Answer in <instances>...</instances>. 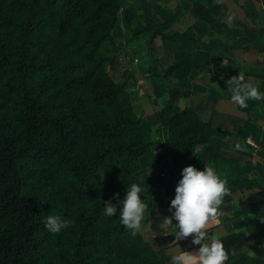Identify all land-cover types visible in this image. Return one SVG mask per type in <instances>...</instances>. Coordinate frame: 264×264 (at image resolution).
<instances>
[{"label": "trees", "instance_id": "16d2710c", "mask_svg": "<svg viewBox=\"0 0 264 264\" xmlns=\"http://www.w3.org/2000/svg\"><path fill=\"white\" fill-rule=\"evenodd\" d=\"M121 3L0 0V264H171L160 260L141 233L132 237L118 216L103 214L105 201L118 205L130 185L138 184L139 160L157 146L143 139L126 70L116 57L97 60L103 44L114 43ZM191 13L220 29L200 5ZM175 19L143 27L125 15L133 39H174L177 34L162 29ZM182 66L173 64L163 77L170 80ZM156 118L157 135L166 130L169 156L196 151L190 166L222 159L223 151L207 141L211 121L199 119L191 107L180 110L177 97L165 101ZM254 185L227 186L233 193ZM253 199L263 204L264 193ZM147 204L144 223L161 247L160 236L176 221L165 223L170 205L163 217L150 220L152 198ZM239 207L238 214L255 212L250 205ZM50 214L72 223L50 233L44 225ZM229 238L222 242L231 258L237 250L227 246Z\"/></svg>", "mask_w": 264, "mask_h": 264}, {"label": "crops", "instance_id": "0c3cea01", "mask_svg": "<svg viewBox=\"0 0 264 264\" xmlns=\"http://www.w3.org/2000/svg\"><path fill=\"white\" fill-rule=\"evenodd\" d=\"M194 4L209 10L220 29L212 30L194 18ZM126 14L143 27L164 25L176 18L162 33L178 37L163 40L146 34L133 39ZM113 42L103 44L97 58L105 61L116 57L126 70L129 79L125 86L135 114L142 119L143 139L157 142L139 160L136 175L146 202L153 200L146 216L151 220L165 215L182 169L190 166L196 154L171 157L165 147L166 130L162 128L157 135L156 113L165 101L177 97L180 110L191 107L199 119L211 121L207 141L223 151L222 159L199 160L194 167L203 170L207 164L214 166L227 185L236 181L255 184L251 191L228 192L217 209V218L205 231L221 240L230 237L227 246L237 252L225 264H257L258 258V264H264V202L257 205L253 199L264 193V101L249 100L246 109L221 103L231 95L228 82L239 74L264 91V0H122ZM175 63L184 66L166 80L164 73ZM240 204L252 206L256 214H238ZM175 232L176 226L160 236L161 247L149 225L141 235L162 261H171L179 248L189 252L199 248L192 244L191 236L177 240Z\"/></svg>", "mask_w": 264, "mask_h": 264}, {"label": "clouds", "instance_id": "9594fccd", "mask_svg": "<svg viewBox=\"0 0 264 264\" xmlns=\"http://www.w3.org/2000/svg\"><path fill=\"white\" fill-rule=\"evenodd\" d=\"M228 85H231L230 89ZM227 90L231 95L221 103L234 104L240 109H246L249 100L264 101V91L245 81L240 74L228 82ZM181 176L175 188V197L170 202L171 215L164 220L168 225H173V221H176L177 240L191 236L192 244L199 248L190 252L179 248L178 254L171 257V264H225L229 253L222 240L205 229L210 221L217 218V209L229 192L227 180L209 164L203 170L187 166L182 169ZM143 192L144 189L137 183H132L118 205L112 199L103 204V214L109 218L118 216L120 224L132 237L146 228L144 219L148 204L146 198L142 199ZM71 223L58 214L47 215L44 220L46 230L53 234L67 229Z\"/></svg>", "mask_w": 264, "mask_h": 264}, {"label": "rangeland", "instance_id": "374dc122", "mask_svg": "<svg viewBox=\"0 0 264 264\" xmlns=\"http://www.w3.org/2000/svg\"><path fill=\"white\" fill-rule=\"evenodd\" d=\"M97 60H101V56H99V59L97 58ZM144 239V238H143Z\"/></svg>", "mask_w": 264, "mask_h": 264}]
</instances>
